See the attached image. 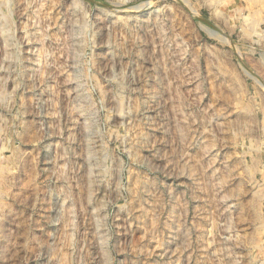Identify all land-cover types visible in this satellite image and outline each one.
<instances>
[{"label": "rangeland", "instance_id": "rangeland-1", "mask_svg": "<svg viewBox=\"0 0 264 264\" xmlns=\"http://www.w3.org/2000/svg\"><path fill=\"white\" fill-rule=\"evenodd\" d=\"M0 264H264V0H0Z\"/></svg>", "mask_w": 264, "mask_h": 264}, {"label": "bare ground", "instance_id": "bare-ground-1", "mask_svg": "<svg viewBox=\"0 0 264 264\" xmlns=\"http://www.w3.org/2000/svg\"><path fill=\"white\" fill-rule=\"evenodd\" d=\"M222 38H225V37H223V35H222Z\"/></svg>", "mask_w": 264, "mask_h": 264}]
</instances>
